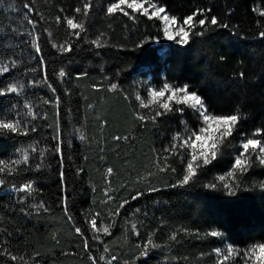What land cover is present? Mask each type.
I'll list each match as a JSON object with an SVG mask.
<instances>
[{"label":"trees","instance_id":"16d2710c","mask_svg":"<svg viewBox=\"0 0 264 264\" xmlns=\"http://www.w3.org/2000/svg\"><path fill=\"white\" fill-rule=\"evenodd\" d=\"M150 1L178 23L196 14L187 44L166 43L159 17L108 14L119 0H0V119L23 129L0 132V160L15 169L0 173V264H244L264 243V165L253 155L234 170L242 143L264 140L254 136L264 133V0ZM85 3L86 16L75 11ZM213 16L217 25L196 23ZM72 17L85 25L79 37L64 22ZM146 82L187 85L210 114L241 117L188 184L174 137L192 111L141 108ZM93 217L110 235L93 231ZM149 239L159 247L144 255ZM229 246L239 254L225 261L216 250Z\"/></svg>","mask_w":264,"mask_h":264},{"label":"snow or ice","instance_id":"6c2138e0","mask_svg":"<svg viewBox=\"0 0 264 264\" xmlns=\"http://www.w3.org/2000/svg\"><path fill=\"white\" fill-rule=\"evenodd\" d=\"M145 3H147V0H145ZM145 3H140L138 0H119L118 3H112L108 8L107 12L108 14H114L116 12H123L124 15H128L129 13L125 11V8L131 9L133 11H142L143 14L149 15L147 9L145 8ZM25 8H28L29 5L25 4ZM90 3H85L83 10L80 8H77L75 11L77 13H80L83 11V14L86 16L90 10ZM154 8V11L151 12V16L159 17L162 19L166 25L164 29V35L165 38L168 40H176L177 37H179L178 42L180 44H187L189 41V30L190 28L194 27V18L196 14L189 15L187 18L183 20V25L188 26V28H185L184 26L178 27L174 32L171 31V28L173 25L177 24L176 17H169L168 15H161L165 12V9L163 7H156L155 5H152ZM198 14L203 15V12H198ZM259 14L261 16H264V11H260ZM57 22H60V18H57ZM67 25V28L72 31V34L79 37L80 32H83L85 30V25L82 21H77L75 17L72 18H65L64 21ZM29 23H32V21H29ZM201 27H205L206 23H210L211 25H217L218 20L216 17H211L210 20L206 19H200L198 22ZM226 27V25H225ZM197 35H200L201 33H196ZM261 37H264V32L260 33ZM96 45L99 47L100 42L94 41ZM56 47V45H53ZM61 50L70 52L72 51V48L70 45H60L59 46ZM36 51L39 52L40 49L37 46ZM0 71L7 72L8 68L4 67L3 69H0ZM59 75L61 77L65 76V72L63 70L60 71ZM112 88L115 89L116 85H112ZM8 92L15 93L18 91V88L16 86L10 87ZM4 92H0V95H4ZM137 101L140 102L141 108H148V107H156L159 109H163L164 112H170L173 110L172 105H184L187 107H190L194 110H197L199 112V115L203 119L204 125L206 127H202L199 130V133L193 132L191 135L183 140V143L179 146L181 147H187L192 150L191 152V160L187 163V170L186 175H184L181 183L182 184H188L190 180H192L196 176V167L199 166L198 162L202 161L204 164H208L211 162V160H214L217 156V153L220 150L221 145L223 144L224 140L228 137L232 136L234 128L239 123L241 117L238 114H230V115H214L210 114L204 104V101L200 95H198L195 91H190L187 85L174 87L173 85L169 83H164L163 87L159 90H150L148 93V100L145 102L139 95L136 96ZM47 103V101H46ZM163 113L160 111H156L155 115L160 116ZM140 120H144L145 117L138 116L137 117ZM21 132L23 134V129L20 126V122L13 123L11 121H5L0 119V132ZM264 133H261L260 131H257L254 133V136H262ZM83 139V137H81ZM194 138V139H193ZM180 137H174V140H179ZM177 145H173L170 149H165V151H174L176 149ZM243 151L240 153V155L237 157L235 164H234V170H239L241 173L247 171V168L251 166L252 163V157L255 155V158L259 161L261 165H264V140L258 139V138H247L245 142L241 145ZM35 151V149H33ZM57 152H60V149H56ZM27 156L25 155L23 162H27ZM166 160L167 157H164ZM13 164L21 163V161H13ZM167 165L165 164L162 167H159L160 171L166 170ZM174 170V169H173ZM109 173H111V169L108 170ZM7 173L8 175H12L15 172V169L8 164L6 161L0 160V173ZM235 171L230 172L229 176H234ZM221 180H224V177H220ZM5 183L4 179H0V185H3ZM225 187H229V185L225 184ZM20 191H24L26 193L31 194L33 191V184L32 183H25L22 188L19 189ZM34 207L37 208H44L43 204L35 205ZM47 211V209H45ZM65 212L67 214L68 209L65 207ZM90 225L94 232L99 233L103 232L105 235H110L109 228H99L97 226V220L95 217H93L90 220ZM133 229H135V225H132ZM76 231L79 233L80 229L77 228ZM212 236H219L220 233L218 232H212L210 233ZM172 240H175L176 237L173 235L171 237ZM85 247H88L87 244H85ZM159 247V245L152 242L151 239L148 240L147 244L145 245L144 249H142V253L144 255L147 254V251L149 248H156ZM105 251H108L107 248H105ZM216 254L219 256L221 255V252L219 249L216 250ZM238 251L234 249L233 247L229 246L226 249V254H224V260L227 261L230 258H234L238 255ZM244 258L247 260H253L255 261V264H264V243H259L257 245L252 246L247 251L243 253ZM10 258L15 261L18 259L17 256L11 255ZM19 259H23V257H20ZM103 259V257H101ZM111 260H116L115 256H112ZM111 260L108 261V264H111ZM92 264H97L96 260H92Z\"/></svg>","mask_w":264,"mask_h":264},{"label":"rangeland","instance_id":"374dc122","mask_svg":"<svg viewBox=\"0 0 264 264\" xmlns=\"http://www.w3.org/2000/svg\"><path fill=\"white\" fill-rule=\"evenodd\" d=\"M138 2L145 3V0H138ZM152 5H155V4L152 1H150V0H147V3H145V8L147 9V11H148L150 16H151V12L154 11V8L152 7ZM155 6L156 7H160V6H157V5H155ZM165 14L168 15L166 12L162 13L161 15L163 16ZM168 16L171 17L170 15H168ZM161 21L163 22V28L165 29L166 25H165V23H164V21L162 19H161ZM180 26H184L185 28H188V26L183 25V23H178L177 22L176 25L172 26L171 31L174 32ZM178 40H179V37H177L176 40H168L166 38L164 39V41L166 43L167 42H178ZM161 88L162 87H158V85H156L155 83L146 82L144 85L142 84L138 88V90H136L135 99H136V96L139 95L141 97V99H143L145 102H147L149 91L153 90V89L159 90ZM136 101H137V99H136ZM137 103L140 105L139 101H137ZM146 109H149L150 111H153V112L162 110V109H159V108H156V107H148ZM190 109L192 111V117H191V119L184 120V122L182 123L183 124V129H182V133L179 134L180 135L179 136L180 139L178 140V145H181L183 143V140L187 139L191 135V133H193V132L199 133L200 128L206 127V125H204V123H203L202 117L199 115V112L197 110L192 109V108H190ZM180 148L184 151L186 159H187V163H188L191 160V152H192V150L190 148H187V147H181L180 146ZM237 157H236V159H237ZM200 162H202V161H200ZM200 162H198V163H200ZM224 254H226V249L221 251L220 257H224ZM244 264H255L254 258H253V260H247L246 259Z\"/></svg>","mask_w":264,"mask_h":264}]
</instances>
